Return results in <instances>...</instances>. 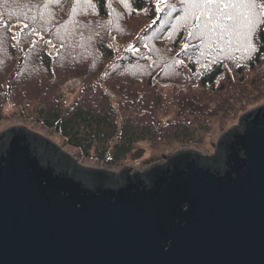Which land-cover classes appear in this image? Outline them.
<instances>
[{
    "label": "water",
    "instance_id": "1",
    "mask_svg": "<svg viewBox=\"0 0 264 264\" xmlns=\"http://www.w3.org/2000/svg\"><path fill=\"white\" fill-rule=\"evenodd\" d=\"M88 167L22 126L0 132V264H264V104L206 155Z\"/></svg>",
    "mask_w": 264,
    "mask_h": 264
},
{
    "label": "trees",
    "instance_id": "2",
    "mask_svg": "<svg viewBox=\"0 0 264 264\" xmlns=\"http://www.w3.org/2000/svg\"><path fill=\"white\" fill-rule=\"evenodd\" d=\"M24 1L19 0L15 3L16 6L14 4L13 6L4 7L1 13H3V17L9 16L10 19H23L32 28L31 19L18 18V10L23 7L21 3ZM93 2L98 14H93L92 10L84 5L87 15H78L76 17L78 22L75 24L70 23L71 9L74 6L73 0H64L60 6L51 4L49 9L43 8V0H36L32 4L40 7L32 8L30 12L27 11V8H24L29 17H37L36 26L39 34H31L39 35L43 39L42 41H51L49 45L54 54L42 51L38 55L41 57L39 63L46 68L47 75H43L41 72L38 74L40 76H37L36 73H33L29 78V83L33 87L29 90V85L21 88L24 84L23 81H26L29 76L24 65L27 61V55L30 60L31 54L26 52L18 61L16 68L28 76L21 75L17 71L13 74L14 77H12L7 87L2 83L8 74L3 71L0 77V85L2 84V90L4 91L2 100L3 97L5 99L12 98L15 105L20 109L30 106L33 98H37L33 115L35 120L60 133L65 137L68 144L78 148L85 156H90L94 147L101 159H105L107 164L115 165L133 151L135 143L150 139L148 133L154 134V129L158 126L159 121L152 114L150 108L152 103L147 102L148 95L143 96L142 101L135 104V106L132 105L134 108L129 114L130 117L124 118L120 126L115 121V112L112 105L106 103L105 100L110 95V89L116 83H118L121 93L128 90L131 96L136 95L135 91L144 90L145 85L151 87V79L153 78H151L152 72L149 69L155 68V64H162L165 60L167 61L165 64H173L172 60H168L165 54L168 47L180 50L181 59H186V65L193 72V80L199 81V87L202 88L200 92L202 93H199L196 98L202 96L205 98L212 97L205 95V90L209 93L224 92L226 94L228 89H231L238 94L246 91L247 86L255 81L256 76L250 79L246 72L256 70L264 57V24L257 29L255 40L257 51L252 53L251 56L243 51H233L231 58H222L217 49L207 46V40L202 41L201 39L189 37L188 27L181 21L183 13L180 9L183 5L180 4L179 0H171V3L175 5V11H169L164 3L159 6L161 10L158 11L156 0H130V12L132 14L137 15L136 17H143L144 12H146L145 16L147 15L151 20L150 25L139 32L138 39L140 40L137 47L149 44L151 56L156 58L149 61L147 54L141 59L137 58L135 54L138 53H135L137 51L133 48V44L137 40L133 41V44L131 43V47H128L122 56L117 57L114 49L107 44L103 37L105 29H110L117 35L123 33L120 36V43L128 41V36L132 33V30L129 26L122 28L123 31L116 28H107L101 18H107L111 14V19L107 25L122 26L121 19L129 9L119 0L113 2L118 6L119 11L113 9L111 7L112 3L109 4L108 0H93ZM49 11L53 15L50 16ZM41 13H43V19L40 18ZM45 27L48 31L43 30ZM183 41L189 44L187 49L185 46L181 47ZM130 48L134 50H129ZM12 55L15 57L14 53ZM60 56L65 57L60 61V64L58 59L55 61L51 58H59ZM101 57L108 58L110 62L106 68L101 62ZM141 62L146 63V67L141 65ZM137 67H141L142 70H136L137 73L134 74L132 71ZM228 69H231L237 78L232 75L229 76ZM9 75L12 76V74ZM68 76L69 79L80 80L84 89L83 92L87 93V98L83 97L81 93L66 109H62L57 102L49 105L47 94L52 98H56L60 94L62 86L69 81ZM180 84L183 87L185 83L180 82ZM34 86L40 92H31L35 88ZM21 89L25 90L21 91ZM195 99H192L188 107L182 106V101L178 99L179 113L181 114L184 110L183 112L191 115L203 114L202 105L198 103L200 106L196 107ZM22 101L25 103L22 104ZM218 102L216 105L221 110L229 105L227 102L222 103V98ZM204 124L205 122L201 118L177 122L167 131V137L182 142L191 141L197 129H207V127H203ZM157 132L158 129L156 128Z\"/></svg>",
    "mask_w": 264,
    "mask_h": 264
},
{
    "label": "rangeland",
    "instance_id": "3",
    "mask_svg": "<svg viewBox=\"0 0 264 264\" xmlns=\"http://www.w3.org/2000/svg\"><path fill=\"white\" fill-rule=\"evenodd\" d=\"M18 1L19 0H15V2L14 0H0V77L3 71L8 75L12 74L11 77L10 75L5 76V79L3 80L2 84L7 87L12 80V77H14L13 74L17 73V71H19L21 75H27L21 72V70H17L16 65L26 52L27 54L30 53V60L27 55V61L25 59L26 63L24 65V68L27 69L29 76L27 75L28 78L26 81H23L24 84L21 87L24 88L26 85H29V90V88L33 87V85L31 86L29 83V78L33 73H36L37 76H40L38 74L41 72L43 75H47L46 68L39 63L41 58L38 56L39 53L46 51L50 54H54V52L47 41H42L43 39H41L39 35L31 34L32 32L30 26L27 28L24 27V25L28 23H26L23 19H10L9 16L3 17L1 10H3L4 7L13 6ZM35 1L36 0H30V3L32 4ZM24 3L25 1L21 3V6H23ZM162 3L163 2H161L159 6H161ZM111 7L119 11V8L115 3H112ZM145 14L146 12H144L143 17H136L137 15H134L127 10V13L123 15L121 19V23H123L122 26L107 25L111 19V14L107 18H101L107 28L122 29L129 26L132 30V33L128 36V41L120 43V36L123 35V33L117 35L110 29H105L103 37L107 44L114 49L117 57L122 56L124 51H126V49L131 47L134 43L133 41L137 40L133 44L134 47L132 46L134 49H138V51L135 52L138 53L137 55L135 54L137 58L139 57L141 59L145 54H147V59L149 61L156 58L151 56V48L149 44L137 47L140 40L138 39L139 32L149 26L151 22ZM145 45H147V47H145ZM186 45L189 44L183 41L181 47L183 48ZM156 47L160 48L158 46ZM179 51L180 50L177 48L174 49L168 47L165 54L167 55L168 60H172L173 64H165L167 63L165 60L162 64H155V68L149 69L152 72L151 78H153L151 79V87L143 85L144 90L135 91L136 95L133 96L129 94L128 90L121 93L119 91L120 88L118 83L110 89V95L105 102L112 105L113 111L115 112V121H117L118 126L122 124V120L124 118L130 117L129 114L135 104L141 102L142 97H146V95H148L147 102L152 103V106L150 107L152 109V114L155 115L159 121L158 126L156 127L158 132L156 133L155 128L154 134L148 133L150 139L141 140L135 143L133 151L128 154L125 159L119 161L115 165H110L109 163L107 164L105 159H101L100 155H97L94 147L91 150L90 156H85L78 148L68 144L65 137L60 133L54 129L46 127L42 122L35 120L33 115L37 98H33V102H31L30 106H25L20 109L17 105H15L12 98L5 99L3 97L2 100V95L4 94L2 84L0 85V104L2 112L0 132L13 126L26 127L56 143L63 151L73 156L75 158V162H78L81 165L116 172L126 166H129L130 168L128 170L131 174L134 171L144 170L155 166L156 164L163 163L169 156L182 150H193L206 155H213L217 151V140L219 137L225 131L239 125L240 118L243 113L264 104V57L260 62L261 64L256 67V70L253 69V71L248 70L246 72V75L250 79L256 76L254 78L255 81L247 86L246 91L239 92L237 94L235 90L228 89V92L225 94L224 92L209 93L205 90L204 94L212 97L205 98L202 96L201 98H196L199 93H202L200 92L202 91V88L199 87V81L193 80V72H191L189 67L186 65V59L184 57V60L181 59L182 54H180ZM12 53L15 54V57ZM51 58L55 61L58 59L60 64V61H62L65 57L60 56L59 58ZM178 61L182 63H177ZM101 62L105 68L110 63L108 58L105 57H101ZM141 65H145L146 67V63L144 62H141ZM136 70L141 71L142 69L141 67H137L132 72L136 74ZM228 72L229 76L232 75L236 77L235 73L233 74L231 69H228ZM67 79H69V76ZM180 82L185 83L183 87ZM131 87L135 88L133 85H131ZM22 90L25 89H21V91ZM83 90L84 89L80 80L71 78L62 86L60 94L57 95L56 98H52L49 94H47V102L49 105L57 102L60 104L62 109H66L81 93L83 97L87 98V93H84ZM192 90H195L196 92H193ZM34 91L40 92L36 87L31 90V92ZM194 95L196 99L194 98ZM221 98L223 99L222 103H229L224 110H221L219 106L216 105L219 103L218 101ZM178 99L179 101H182V106L184 107H188L192 99H195L196 107L200 106L198 103L202 105L203 114L191 115L183 112L184 110H182V113L180 114L177 103ZM21 103L24 104L25 102L22 101ZM199 118L205 122L203 127H207V129H197L193 140L182 142L177 139L167 137V131L170 130L177 122L183 120L192 121ZM99 153L100 152L98 151V154Z\"/></svg>",
    "mask_w": 264,
    "mask_h": 264
},
{
    "label": "snow or ice",
    "instance_id": "4",
    "mask_svg": "<svg viewBox=\"0 0 264 264\" xmlns=\"http://www.w3.org/2000/svg\"><path fill=\"white\" fill-rule=\"evenodd\" d=\"M63 2L64 0H43V8L49 9L51 4L60 6ZM113 2L114 0H108L109 4ZM119 2L131 11L130 0ZM161 2L169 11H175V5L171 0H157L158 11L161 10L159 7ZM179 2L183 5L180 9L183 13L181 21L190 29V38L207 40V46L217 49L222 58H231L233 51H243L249 56L257 51L256 32L258 27L264 24V0H179ZM73 4L70 20L72 24L78 22L76 21L78 15H87L84 5H87L93 14H98L93 0H73ZM36 7L40 6L25 0L23 7L18 10V18L31 19L33 24L31 32L39 34L36 26L37 17H29L24 11V8L30 12ZM48 14L53 15L50 11ZM40 18L43 19V13ZM24 27L27 28L29 25L25 24ZM43 30L48 31L46 27ZM48 43L51 44V41ZM187 47L188 45L185 46L186 49Z\"/></svg>",
    "mask_w": 264,
    "mask_h": 264
}]
</instances>
